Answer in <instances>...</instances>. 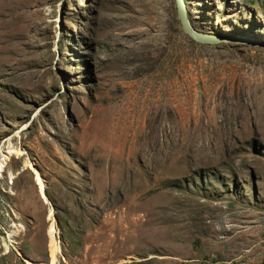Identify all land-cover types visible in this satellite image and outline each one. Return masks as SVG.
<instances>
[{
    "label": "rangeland",
    "instance_id": "1",
    "mask_svg": "<svg viewBox=\"0 0 264 264\" xmlns=\"http://www.w3.org/2000/svg\"><path fill=\"white\" fill-rule=\"evenodd\" d=\"M183 3L247 42L173 0H0V264H51L52 225L57 264H264V0Z\"/></svg>",
    "mask_w": 264,
    "mask_h": 264
},
{
    "label": "water",
    "instance_id": "2",
    "mask_svg": "<svg viewBox=\"0 0 264 264\" xmlns=\"http://www.w3.org/2000/svg\"><path fill=\"white\" fill-rule=\"evenodd\" d=\"M175 15L180 25L181 31L188 36L192 41L199 44L214 45L226 41H237V42H247L244 39H224L216 35L203 34L192 30L187 21V15L185 11V6L183 0H173ZM251 45H257L255 42H249Z\"/></svg>",
    "mask_w": 264,
    "mask_h": 264
},
{
    "label": "bare ground",
    "instance_id": "3",
    "mask_svg": "<svg viewBox=\"0 0 264 264\" xmlns=\"http://www.w3.org/2000/svg\"><path fill=\"white\" fill-rule=\"evenodd\" d=\"M2 149L0 146V178L3 177V172H4V167H5L6 162L9 160V158L13 154H15V152L12 150H8L3 153ZM38 188H39V194H40L42 201L47 204V201H46L47 199L44 194V185L42 184L41 181H38ZM55 236H56V230H55V227L52 225V227L49 229V232H48V243H49V249L51 252V264H57L58 249H57V241H56Z\"/></svg>",
    "mask_w": 264,
    "mask_h": 264
}]
</instances>
